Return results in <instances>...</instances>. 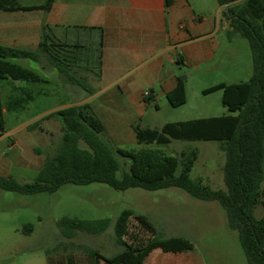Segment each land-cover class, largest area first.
<instances>
[{"label":"trees","instance_id":"1","mask_svg":"<svg viewBox=\"0 0 264 264\" xmlns=\"http://www.w3.org/2000/svg\"><path fill=\"white\" fill-rule=\"evenodd\" d=\"M54 1L45 0L41 5L25 6L18 0H0V11H49ZM173 2L174 0H165L166 7H170ZM216 2L227 7L225 15L231 27L227 31L228 37L240 36L248 40L252 52L253 75L248 81L220 83L203 93L221 90L222 104L230 112L238 114L168 122L161 128H143L137 124L134 126V133L140 144L165 145L174 139L219 141L220 149L226 157L223 169L226 190L211 189L202 180L192 179L190 174L198 158L197 150L183 151L179 155H164L154 150L112 149L102 139L105 127L88 103L56 110L44 118H59L64 129L61 147L45 164L49 169L48 176L42 173V177L34 182L21 184L14 177L0 175V188L35 195L52 194L69 184L102 183L120 191L134 187L149 191L177 187L194 198L217 202L226 213L228 227L238 232L248 264H264V217L258 219L254 215V208L264 204V0ZM50 31V27L44 28L42 41L36 52L0 45V80L10 78L27 83L46 82L35 70L16 62L26 60L40 63L44 55L50 65L68 76V81L89 90L88 84L77 76L74 68L83 60V55L90 65L93 57H97L99 67L101 51L98 50L95 55V50L83 51V45L77 43H55ZM25 98L35 100L31 93H26ZM167 99L173 107L186 103L182 80L167 94ZM5 127L0 90V135L6 133ZM116 155L130 160L129 169L121 178L117 177L120 166ZM109 224L110 220L107 218L81 220L64 217L58 222V227L63 237L71 239L77 232L100 234ZM23 229L28 234L32 232L33 226L27 224ZM114 234L116 243L122 248L121 252L104 257L96 250H88L95 256L96 264H144L155 249L185 252L194 248V244L185 237H158L148 217L136 216L131 209H125L118 216Z\"/></svg>","mask_w":264,"mask_h":264},{"label":"rangeland","instance_id":"2","mask_svg":"<svg viewBox=\"0 0 264 264\" xmlns=\"http://www.w3.org/2000/svg\"><path fill=\"white\" fill-rule=\"evenodd\" d=\"M18 1L30 5L44 0ZM95 46L94 53L97 55ZM93 58L85 70L89 73L77 75L87 84L94 82L98 75L97 57ZM16 62L38 74L42 68L43 77L48 80L42 83L10 78L0 80L7 133L4 143L9 146L3 148L9 154L8 173L19 183L26 184L41 178L42 173L49 175L45 164L61 147L64 129L59 118H44L66 108L63 103L68 102V88L72 86L66 74L56 72L51 75V65L44 55L40 63ZM189 73L191 76L184 80L186 103L173 107L165 102V105L161 104V110L155 111L151 98H148L145 103L150 107L147 111L145 107L141 108L144 116L139 119L138 125L161 128L168 122L190 120V117H197L199 112L212 117L237 115L238 112H230L222 104L221 90L209 94L203 91L220 82L231 84L248 81L252 77L253 61L248 40L240 36L230 38L227 32L224 33L217 59L200 70L180 72V78H186ZM39 91L53 96L37 99ZM26 93H31L36 99L27 100ZM35 122L38 123L35 125ZM101 137L114 150H154L164 155L197 150L198 158L190 174L192 179L202 180L211 189L226 190L223 171L226 157L219 141L174 139L168 144L159 145L140 144L135 133L126 134L121 141H111L105 135ZM116 159L120 166L117 177L121 178L128 171L130 160L118 155ZM262 188L264 192V184ZM262 200L264 202V194ZM125 209H131L136 216H147L158 237L164 238L170 233L188 237L208 264H248L238 232L228 227L226 213L217 202L194 198L177 187L155 191L134 187L120 191L102 183L69 184L52 194L35 195L0 188V264H96L95 256L88 250H96L104 257L121 252L122 248L116 243L114 225ZM254 215L258 219L264 217V204L254 208ZM64 217L81 220L107 218L110 224L100 234L77 232L73 238L67 239L58 227V222ZM27 224L33 226L28 234L23 229Z\"/></svg>","mask_w":264,"mask_h":264},{"label":"crops","instance_id":"3","mask_svg":"<svg viewBox=\"0 0 264 264\" xmlns=\"http://www.w3.org/2000/svg\"><path fill=\"white\" fill-rule=\"evenodd\" d=\"M226 10L216 0H174L170 7L165 0H55L49 11H0V45L36 52L45 27L51 28L55 43H77L87 52L97 45L101 51L97 78L88 84L89 90L71 83L68 102L63 106L90 104L105 127L103 135L121 141L134 133V126L144 116L141 108L149 109L146 99L151 98L155 111L165 102L170 105L167 94L181 80L180 72L200 70L217 59L221 37L231 29ZM85 57L75 65L76 74L89 73L85 72L90 66ZM56 72L60 74L51 65V75ZM40 73L46 80L42 68ZM184 86L187 91L186 83ZM148 90L150 95L145 96ZM38 93L37 99L53 96ZM206 117L212 116L199 112L190 120ZM6 137L7 133L0 135V175L12 177L8 173L9 154L3 151L9 147L4 143ZM171 237L182 236L170 233L164 238ZM144 264L208 262L194 244L185 252L155 249Z\"/></svg>","mask_w":264,"mask_h":264},{"label":"built area","instance_id":"4","mask_svg":"<svg viewBox=\"0 0 264 264\" xmlns=\"http://www.w3.org/2000/svg\"><path fill=\"white\" fill-rule=\"evenodd\" d=\"M150 95V91L148 90L146 93H145V96H149Z\"/></svg>","mask_w":264,"mask_h":264},{"label":"water","instance_id":"5","mask_svg":"<svg viewBox=\"0 0 264 264\" xmlns=\"http://www.w3.org/2000/svg\"><path fill=\"white\" fill-rule=\"evenodd\" d=\"M185 79H186V78H184V77H183V78H181V80H183V81H184Z\"/></svg>","mask_w":264,"mask_h":264}]
</instances>
